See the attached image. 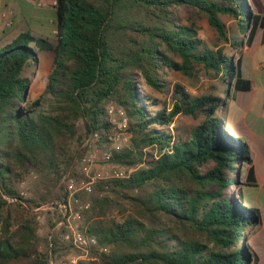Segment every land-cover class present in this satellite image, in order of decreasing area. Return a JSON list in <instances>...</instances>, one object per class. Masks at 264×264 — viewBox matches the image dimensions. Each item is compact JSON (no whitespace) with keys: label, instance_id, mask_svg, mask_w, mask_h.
<instances>
[{"label":"trees","instance_id":"obj_1","mask_svg":"<svg viewBox=\"0 0 264 264\" xmlns=\"http://www.w3.org/2000/svg\"><path fill=\"white\" fill-rule=\"evenodd\" d=\"M182 6L204 13L236 46L241 41H230L223 15L246 22L247 45L263 20L249 0H57L56 42L24 31L0 48V264H51L74 246L64 237L66 224L41 235L35 208L67 197L57 193L66 174L82 178L73 167L91 133L111 153L108 162L129 171L76 194L91 201L80 229L98 241L92 262L250 264L247 230L261 224V211L231 192L237 172L252 163L250 146L217 115L227 107L224 96L192 94L179 82L172 87L167 72L194 76L205 69L228 93L251 90L252 82L240 58L210 47L196 22L180 20ZM42 51L55 53L54 67L32 100L24 71ZM142 85L171 93L170 102ZM110 104L129 119L125 147L114 145ZM180 115L203 117L188 139L172 127ZM32 172L34 195L25 198L18 185ZM246 184L256 185L252 167ZM115 209L119 214L110 215Z\"/></svg>","mask_w":264,"mask_h":264},{"label":"rangeland","instance_id":"obj_2","mask_svg":"<svg viewBox=\"0 0 264 264\" xmlns=\"http://www.w3.org/2000/svg\"><path fill=\"white\" fill-rule=\"evenodd\" d=\"M178 16L182 22L190 23V22H196V24L199 27V35L207 42V44L212 48L222 47L224 48V51L227 54H231L236 45H231L226 43L224 40H222L217 31L209 24L207 16L204 13L199 12L198 10L192 8V7H186L182 6L178 8ZM222 18L224 19L226 26L229 30V37L230 41H241L240 38H243L245 35V24L246 22L242 21L241 25L231 16L229 15H223ZM53 42H56V35L52 36ZM238 55V53H237ZM237 57L234 55V58ZM54 59H55V53L53 51H42L39 53V62L35 65L29 66L25 69L24 74L26 76H29L31 79L30 84V91H29V97L32 100L37 99L44 91L46 83L48 81L49 74L51 73L53 67H54ZM167 79L171 82L172 87L175 83L179 82L186 86V88L192 93V94H204V93H215L220 94L223 92V96L226 98L228 95V91H226L227 86L224 84V82L220 78H216L213 74V72L207 71L205 69H200L198 73H196L194 76H186L185 74L178 72V71H168L167 72ZM146 89H148L150 92L154 93L156 96L160 97L161 99H167L169 100V97L171 95H165L161 94L159 92H156L148 86H144ZM170 102V100H169ZM113 106L115 110L117 111L115 105L110 104L109 107ZM170 106V104H169ZM109 109V108H108ZM223 109H220L218 111V116L222 117ZM113 122L116 123L117 127L115 130V139H114V145L118 147H125L129 144V138L130 134L127 131H124L119 128L118 122L121 120L120 114L117 113L115 115H110ZM203 119L202 116H199L197 118H193L191 116L187 115H180L177 117L176 121L172 125V127L175 129L177 135L183 136L185 139H188L190 137L191 129L199 124L201 120ZM83 124L80 122V128L82 129ZM117 137V138H116ZM77 141H73L72 143V149L78 150ZM82 152L79 158L75 161L73 170L74 172L81 176L82 175V159L86 155L96 153L97 159L95 162V165L92 168V173L96 172H110L113 168L117 167V164L108 162L102 158V154L104 151H106L104 148L99 147L97 145L96 141L93 140L90 145H87L85 147V151H82V146L79 149V152ZM246 167L244 166L240 173L237 172V182L234 183V185L231 188L232 193H240L242 195L243 190H245V184L247 182V176L245 174ZM37 175L32 172L28 177H26L24 180H22L19 185L18 189L21 195H23L25 198H30L34 195V183L36 180ZM254 190H249V196L252 199L254 203L259 206L258 208H261L264 214V199H262V196H257V189L253 188ZM65 193L66 192V186L64 183V180L62 179V182L60 184V187L57 188V193ZM63 195V194H62ZM61 199L53 198L51 201H48L46 203L41 204L39 206L40 208H35V214L37 217V220L39 222V233L43 236H46L51 233H55L59 230V228L53 227V225L56 223V221L61 217V211L56 206H50L51 202L61 201ZM243 198V197H242ZM90 201V200H85ZM126 210L129 208H133L130 203H124ZM256 206V207H257ZM118 209L113 210L110 215L117 216L119 212ZM79 225H82V221L79 222ZM260 225L255 227L252 230H247L246 235V243H249L252 247V255H251V262L250 264H264V227H261L262 229H259ZM259 229V230H258ZM241 244V242H240ZM258 247V252H257ZM77 256L79 257L80 261L85 264H95L92 262V259H94L91 255V253H86L83 250L71 246L69 252L62 256L60 259L53 260L54 264H59L61 261L71 257V256ZM262 257V260H261Z\"/></svg>","mask_w":264,"mask_h":264},{"label":"crops","instance_id":"obj_3","mask_svg":"<svg viewBox=\"0 0 264 264\" xmlns=\"http://www.w3.org/2000/svg\"><path fill=\"white\" fill-rule=\"evenodd\" d=\"M56 1L0 0V12L11 11L12 20L11 26L0 25V48L11 43L24 31L52 39L56 35ZM249 3L254 13L263 17L262 24L251 45L245 43V32L244 37L240 38L241 45L236 46L230 55L237 56L236 60L240 58L241 73L244 78L251 80L252 88L248 91H229L226 97L227 107L223 108L221 118L232 134L244 138L250 146L252 163L245 165V174L248 177L252 167L256 185L245 184L242 197L246 205L256 207L257 204L249 196V190L256 188L257 196L264 199V0H249ZM220 94L223 96V92ZM259 209L261 224L258 228L262 229L264 214Z\"/></svg>","mask_w":264,"mask_h":264},{"label":"built area","instance_id":"obj_4","mask_svg":"<svg viewBox=\"0 0 264 264\" xmlns=\"http://www.w3.org/2000/svg\"><path fill=\"white\" fill-rule=\"evenodd\" d=\"M57 2V1H56ZM55 2V4H56ZM11 11L3 10L0 12V25L11 26ZM57 30L55 31V33ZM110 115H115L117 111L113 106L109 107ZM121 120L118 122L119 128L127 131L129 127V119L123 110H119ZM98 133H91L86 143L98 138ZM117 138V137H116ZM102 158L108 161L111 158L109 151H104ZM97 154L92 153L83 157L82 161V178L77 179L70 174H66L63 178L67 197H63L61 201L51 202L50 206H56L61 211V217L56 221L55 228H60L62 225H67L68 231L64 234L65 239L70 240L74 247L89 253L94 247L98 245L95 237L87 235L80 229L79 222L82 219V212L91 206V201H82L76 194L78 192L91 193L94 189V184L101 179L107 178H124L129 175V171L122 167H115L110 172H96L92 173V168L95 165ZM14 200V199H10ZM40 207H37L39 209ZM101 251H108L106 247H100ZM51 264L54 261L51 260ZM59 264H83L79 257L71 256Z\"/></svg>","mask_w":264,"mask_h":264}]
</instances>
